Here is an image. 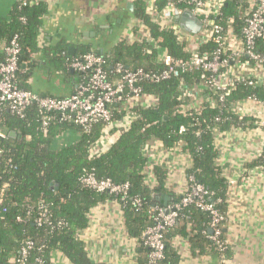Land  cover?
I'll return each instance as SVG.
<instances>
[{
    "label": "trees",
    "instance_id": "trees-1",
    "mask_svg": "<svg viewBox=\"0 0 264 264\" xmlns=\"http://www.w3.org/2000/svg\"><path fill=\"white\" fill-rule=\"evenodd\" d=\"M169 1L157 0L156 7L163 10ZM189 1L181 0L178 6L183 11L190 9ZM23 3L24 0H17L11 15L0 17V62L5 59L4 49L11 39L19 36L22 54L18 86L33 92L28 82L29 75L31 71L40 69L38 56L47 51L40 39L49 7L47 0L27 6ZM245 11V3L227 0L222 9L221 23L227 26V22L233 19L235 30L240 34L244 26L241 16ZM131 15L136 22L146 26L149 39L127 42L121 37L104 52L97 49L86 51L105 57V69L110 77L116 76L114 71L117 65L131 70L161 72L166 67L163 56L188 60L187 44L179 42L174 32L166 31L152 21L146 2L137 1ZM260 44L259 49L263 50L264 41H260ZM216 49L214 42L200 46L201 53H212ZM52 56L49 64L74 79L77 87L87 80L88 74L71 68L73 59L78 56L64 51L55 52ZM201 78V71L192 70L183 73L180 78L171 77L160 83H141L143 93L156 98V108H133L137 118L128 128L115 129L114 133H118L116 142L108 151L94 157H91L90 148L102 139L108 127L105 122L93 123L85 129L52 112L48 114V126L43 128L42 114L36 105L30 107L24 118L14 116L5 109L0 118V129L6 133V139L0 140V264H11L12 259L19 258L21 246L27 240L36 244L30 257L31 263L40 257L43 264H57L54 257L61 254L70 264H106L90 259L86 245L79 236L88 228L91 212L107 202L121 205L129 236L142 244L148 256V250L143 245V234L154 224L155 208L163 206V202L155 203L153 196L171 193L173 203H178L182 198L169 185L168 169L162 166L154 167V183L147 182L145 170L148 159L144 147L155 140L169 150L180 142L184 144L183 151L194 157L193 167L186 172L187 178L193 175L197 183L204 185L225 215L222 205L230 184L217 163L219 155L215 146V132L254 127L253 120H241L228 108L249 97L264 103V88L238 84L225 102L212 108L205 102L206 96H213L211 90L203 92L197 100L182 95V84L194 86L201 82ZM201 103H204V108L197 112L195 107ZM111 112L114 121H122L127 113L121 104L114 105ZM219 117L221 120L217 121ZM182 126L186 128L184 133L179 132ZM67 131H76L80 135L79 140L69 145H58L57 138ZM11 132L17 136L12 137ZM249 167H262L264 170V156L253 161ZM86 173L116 184L129 183L127 199L123 200L119 194L97 193L82 187L80 179ZM135 196L142 200L139 211L132 205ZM42 205L52 216L54 226L38 224L42 219ZM179 215L176 225L166 233L167 258L162 264H179V255L172 247L174 239L189 240L192 249L200 254H220L216 244L208 238L210 218L206 213L190 205L184 207Z\"/></svg>",
    "mask_w": 264,
    "mask_h": 264
},
{
    "label": "built area",
    "instance_id": "built-area-1",
    "mask_svg": "<svg viewBox=\"0 0 264 264\" xmlns=\"http://www.w3.org/2000/svg\"><path fill=\"white\" fill-rule=\"evenodd\" d=\"M39 1L24 0L23 4L34 5ZM238 1L246 4V11L241 16L244 19V26L240 34L235 30L233 19L227 22V26L221 23L222 9L227 0L189 1L190 9L185 11H190L203 25L202 30L196 35L183 31L179 26L178 18L184 12L178 6L181 0H170L163 10L148 6V14L153 22L166 31L174 32L179 42L187 44V51L190 54L188 60H174L170 56H163L162 61L166 67L161 72L145 71L144 69L131 70L117 65L114 71L116 76L110 77L105 69L107 63L105 57L88 52L74 58L71 64L73 70L88 74V78L77 87L72 96L65 98L42 96L32 91L23 90L18 86L22 45L19 36H15L4 49L5 59L0 62V118L5 109L14 116L24 118L30 107L36 105L42 114L43 128L48 126L50 121L48 114L52 112L61 114L63 120L74 121L85 129L100 121L108 125L106 130L128 128L137 118V115L132 111L133 108H156L158 103L156 98L143 93L141 83H160L171 77L180 78L183 73L192 70L201 71V82L194 86L182 84V95L191 100H197L203 92L211 90L213 96H206L205 102L212 108H217L225 102V98L236 90L238 84L264 88V49H259L260 41H264V0ZM211 2H214V5H211ZM141 25L142 29L147 31L146 26ZM144 38L149 39L148 34H137L135 41ZM210 42L216 44L215 52L201 53L200 46ZM118 104H121L123 110L127 112L122 121L112 120L111 108ZM203 108L204 103H201L195 107V110L200 112ZM228 110L241 120L245 118L253 120L254 127L215 132V141L217 137H228L235 140L238 135L241 137L259 135L262 151L257 159L263 157L264 103L255 97H249L232 104ZM219 120H221L220 117L217 118V121ZM185 131V127H180V133ZM104 133L102 139L91 146V157L107 151L103 141ZM4 139H6V133L0 129V140ZM183 148L184 144L181 142L171 150L165 149L157 140L146 144L144 154L148 159L145 170L147 182L154 183L153 170L155 166H162L171 173V162L167 156L171 157L172 153H185ZM156 150L164 153L165 158L156 160L153 155ZM190 157L194 161V157L192 155ZM256 168L264 173L262 167ZM233 184L234 182L231 183V185ZM80 185L97 193L119 194L123 200L127 199L130 188L129 183L116 184L111 180H99L91 173H86L81 177ZM211 196L209 190L204 185L197 183L195 177L191 175L187 178V185L178 203L171 202L167 207L155 208L154 224L149 226L143 234V245L148 250L145 264L165 262L167 258L166 233L176 225L179 213L183 208L190 205L196 206L197 209L209 216L208 238L216 244L220 254L228 249V242L223 236L226 216L219 210ZM132 205L139 211L142 207V200L135 196ZM40 211H42V219L38 221V224L46 223L49 226H54L52 216L44 205L40 207ZM19 221L23 222L20 218ZM57 224L61 225V223ZM84 234L85 231L79 237L85 243ZM35 249L34 241H25L20 249V257L12 259L11 264H43L40 257L36 258L33 263L30 262L31 254Z\"/></svg>",
    "mask_w": 264,
    "mask_h": 264
},
{
    "label": "crops",
    "instance_id": "crops-1",
    "mask_svg": "<svg viewBox=\"0 0 264 264\" xmlns=\"http://www.w3.org/2000/svg\"><path fill=\"white\" fill-rule=\"evenodd\" d=\"M137 1L141 0H47L49 12L40 39L47 51L38 56L40 69L29 75L33 92L60 98L75 93L77 84L74 79L49 64L53 53L64 51L79 56L89 49L104 52L121 37L134 42L137 34H147L141 27L143 23L136 22L127 9L128 3H133L135 9ZM142 1L149 8L159 10L157 0ZM16 2L0 0V17H9ZM210 4L214 5V2ZM115 129L105 130L103 141L107 151L118 138ZM79 136L76 131H67L57 138V144L75 143ZM215 146L219 155L217 163L230 184L222 205L228 250L226 254H200L192 249L189 240L174 239L172 247L179 255V264H264V173L256 167H249L262 151L260 136L238 135L235 140L217 137ZM153 155L156 160L165 158L164 153L157 150ZM167 158L171 162L169 185L180 196L187 185L186 172L193 167L194 161L187 152L172 153ZM168 195L172 201L173 195ZM84 238L93 261L106 264H145L147 261L142 244L129 236L124 212L116 202L101 204L91 212ZM54 261L70 264L61 254H57Z\"/></svg>",
    "mask_w": 264,
    "mask_h": 264
},
{
    "label": "water",
    "instance_id": "water-1",
    "mask_svg": "<svg viewBox=\"0 0 264 264\" xmlns=\"http://www.w3.org/2000/svg\"><path fill=\"white\" fill-rule=\"evenodd\" d=\"M127 9L133 12L134 4L128 3ZM178 23L183 31L195 35L198 34L203 27L202 23L190 11H184L178 18ZM10 135L12 137L17 136L15 132H11ZM153 201L158 204L163 202V206L167 207L171 203V196L168 194H155L153 196Z\"/></svg>",
    "mask_w": 264,
    "mask_h": 264
}]
</instances>
